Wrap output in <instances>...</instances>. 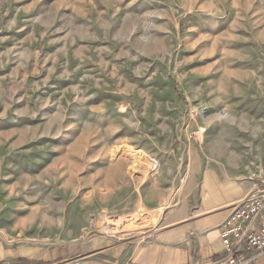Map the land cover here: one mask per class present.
Segmentation results:
<instances>
[{"label":"rangeland","instance_id":"obj_1","mask_svg":"<svg viewBox=\"0 0 264 264\" xmlns=\"http://www.w3.org/2000/svg\"><path fill=\"white\" fill-rule=\"evenodd\" d=\"M202 2L0 0V196L27 226L149 239L212 141H252L260 177L264 99L232 95Z\"/></svg>","mask_w":264,"mask_h":264},{"label":"crops","instance_id":"obj_2","mask_svg":"<svg viewBox=\"0 0 264 264\" xmlns=\"http://www.w3.org/2000/svg\"><path fill=\"white\" fill-rule=\"evenodd\" d=\"M202 8L213 16L228 17V33L234 38L227 72L232 95L264 99V0H203ZM238 143L212 141L195 155L194 171L177 203L151 238L143 241L76 233L69 222L61 230L27 226L28 217L19 214L25 211L23 205L12 207L7 203L10 195L0 196V264L210 263L223 253L220 225L231 207L264 185V169L260 177H253L252 141ZM243 145L249 150L243 151ZM1 188L2 184L0 191L5 190ZM250 264H264V255Z\"/></svg>","mask_w":264,"mask_h":264},{"label":"built area","instance_id":"obj_3","mask_svg":"<svg viewBox=\"0 0 264 264\" xmlns=\"http://www.w3.org/2000/svg\"><path fill=\"white\" fill-rule=\"evenodd\" d=\"M220 239L223 253L208 264H250L264 255V185L234 203Z\"/></svg>","mask_w":264,"mask_h":264},{"label":"bare ground","instance_id":"obj_4","mask_svg":"<svg viewBox=\"0 0 264 264\" xmlns=\"http://www.w3.org/2000/svg\"><path fill=\"white\" fill-rule=\"evenodd\" d=\"M153 161H154V160H153ZM156 164H157V162L154 163V164H152V165H150V167H149L147 170H152L153 167L156 166ZM129 224H130V223H129ZM126 227H127V226H126ZM128 227H129V226H128ZM130 227L133 228V227H136V226H135V225H132V226H131V224H130ZM130 227H129V228H130ZM131 228H130V229H131ZM105 230H109V231H110L111 229H110L109 227H106Z\"/></svg>","mask_w":264,"mask_h":264}]
</instances>
